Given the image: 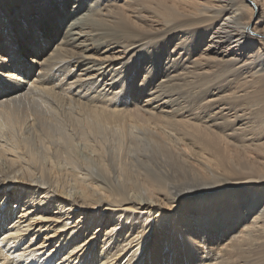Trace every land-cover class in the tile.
Segmentation results:
<instances>
[{
	"label": "bare ground",
	"instance_id": "bare-ground-1",
	"mask_svg": "<svg viewBox=\"0 0 264 264\" xmlns=\"http://www.w3.org/2000/svg\"><path fill=\"white\" fill-rule=\"evenodd\" d=\"M0 264H264V0H0Z\"/></svg>",
	"mask_w": 264,
	"mask_h": 264
},
{
	"label": "rangeland",
	"instance_id": "rangeland-1",
	"mask_svg": "<svg viewBox=\"0 0 264 264\" xmlns=\"http://www.w3.org/2000/svg\"><path fill=\"white\" fill-rule=\"evenodd\" d=\"M85 10V9H84ZM67 12H68V14H69V11L67 10ZM148 65H151V63L148 61V62H145V63H143L142 65H140V71H139V76L137 77V79H136V82L137 83H139L140 82V80H141V75L143 74V67L144 66H148ZM142 98H143V96H142ZM151 246V245H150ZM51 248H53L52 246L49 248V249H51Z\"/></svg>",
	"mask_w": 264,
	"mask_h": 264
}]
</instances>
